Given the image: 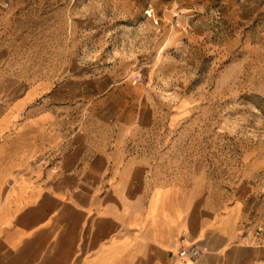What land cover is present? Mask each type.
I'll use <instances>...</instances> for the list:
<instances>
[{"label":"rangeland","instance_id":"374dc122","mask_svg":"<svg viewBox=\"0 0 264 264\" xmlns=\"http://www.w3.org/2000/svg\"><path fill=\"white\" fill-rule=\"evenodd\" d=\"M85 77L95 131L141 113L142 154L264 245V0H0V82Z\"/></svg>","mask_w":264,"mask_h":264},{"label":"crops","instance_id":"0c3cea01","mask_svg":"<svg viewBox=\"0 0 264 264\" xmlns=\"http://www.w3.org/2000/svg\"><path fill=\"white\" fill-rule=\"evenodd\" d=\"M88 78L0 82V264H264L238 207L142 154L141 113L94 130Z\"/></svg>","mask_w":264,"mask_h":264},{"label":"built area","instance_id":"2783aa9c","mask_svg":"<svg viewBox=\"0 0 264 264\" xmlns=\"http://www.w3.org/2000/svg\"><path fill=\"white\" fill-rule=\"evenodd\" d=\"M201 254V249L197 245L182 246L178 252V256L182 261L197 259Z\"/></svg>","mask_w":264,"mask_h":264}]
</instances>
